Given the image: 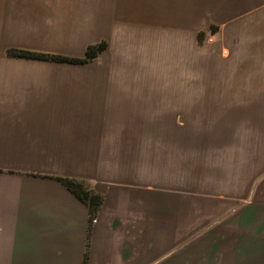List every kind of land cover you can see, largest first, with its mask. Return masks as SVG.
Returning a JSON list of instances; mask_svg holds the SVG:
<instances>
[{
  "label": "crops",
  "instance_id": "crops-1",
  "mask_svg": "<svg viewBox=\"0 0 264 264\" xmlns=\"http://www.w3.org/2000/svg\"><path fill=\"white\" fill-rule=\"evenodd\" d=\"M100 43L86 64L7 54ZM204 49L241 53L253 91L155 92L156 63L161 80ZM246 101L264 102V0H0V264H264V109ZM63 179L101 199L93 218Z\"/></svg>",
  "mask_w": 264,
  "mask_h": 264
},
{
  "label": "rangeland",
  "instance_id": "rangeland-1",
  "mask_svg": "<svg viewBox=\"0 0 264 264\" xmlns=\"http://www.w3.org/2000/svg\"><path fill=\"white\" fill-rule=\"evenodd\" d=\"M222 28L228 29H241L242 21H232L225 22L223 25L219 24L212 25L209 30H203L198 36V45L207 46L214 44L216 34ZM229 40H234L236 37L229 36ZM171 61L165 62L164 66L165 75L163 79L160 80L158 76V66H162V62L156 63L155 67V92H195V91H213V92H234V93H247L253 91L255 86L248 85L244 83L243 77V61L241 60V53H230L228 51H222L220 56L224 58L222 64H215L210 62V54L205 49L202 52V63L195 60L194 53H177L171 54ZM198 56H201L199 54ZM233 61H227L226 59H231ZM232 60V59H231ZM91 62V61H90ZM201 62V61H200ZM93 63V62H92ZM89 64L84 67H69L68 65H58L57 75L58 76H80V75H93L96 73L95 67L96 63ZM234 64V70L231 69V65ZM219 65V66H218ZM200 66H202L201 69ZM73 69V70H72ZM122 70L113 67H106L102 69V75L105 76H116L120 75ZM141 73V72H140ZM234 73V74H232ZM202 78L203 82L195 84L196 78ZM162 81H164L162 83ZM211 81V82H210ZM213 82V83H212ZM256 88H258L256 86ZM251 89V90H250ZM245 107L251 109H264V102L261 101H246L243 102ZM177 123L181 124L183 118H175ZM253 120V118H250ZM257 119V118H255Z\"/></svg>",
  "mask_w": 264,
  "mask_h": 264
},
{
  "label": "trees",
  "instance_id": "trees-1",
  "mask_svg": "<svg viewBox=\"0 0 264 264\" xmlns=\"http://www.w3.org/2000/svg\"><path fill=\"white\" fill-rule=\"evenodd\" d=\"M106 43H100L95 46H90L86 52V55L82 59L70 58L62 55L55 54H45L38 52H30L26 50L9 49L7 54L9 57L20 58V59H32V60H42V61H52L59 63H69V64H86L93 59H95L105 48ZM62 182L83 202L87 203L90 207L91 218L94 217L96 211L98 210L101 199L91 194L82 182L74 180L63 179Z\"/></svg>",
  "mask_w": 264,
  "mask_h": 264
},
{
  "label": "built area",
  "instance_id": "built-area-1",
  "mask_svg": "<svg viewBox=\"0 0 264 264\" xmlns=\"http://www.w3.org/2000/svg\"><path fill=\"white\" fill-rule=\"evenodd\" d=\"M94 222H96V220H94Z\"/></svg>",
  "mask_w": 264,
  "mask_h": 264
}]
</instances>
